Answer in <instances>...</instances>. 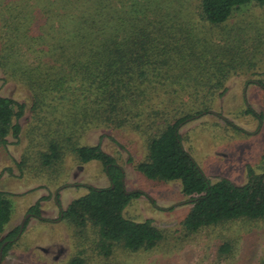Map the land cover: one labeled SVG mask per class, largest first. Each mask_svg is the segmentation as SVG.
Masks as SVG:
<instances>
[{
	"label": "trees",
	"instance_id": "1",
	"mask_svg": "<svg viewBox=\"0 0 264 264\" xmlns=\"http://www.w3.org/2000/svg\"><path fill=\"white\" fill-rule=\"evenodd\" d=\"M128 1L0 0V72L5 82L14 80L30 91L37 132L47 140L42 164L53 165L70 149L80 162H100L109 178L106 187L77 184L85 185L88 193L65 209L57 196L59 219H68L79 231L90 224L97 228L98 245L106 256L116 244L133 252L153 249L165 234L152 219L126 216L128 205L142 196L158 205L146 191L127 188L126 171L118 159L101 142H73L94 126L131 125L147 135L148 155L137 169L150 179L181 183L192 205L183 221L187 233L264 217V169L248 165L242 184L225 176L213 180L186 149L181 134L186 123L210 111L231 75L245 72H230L234 66L216 59L227 47L215 48L208 39L196 38L190 26L193 17L185 20L179 10L172 14L161 6L137 7L142 5L139 0L132 5ZM252 5L264 8V0H201L197 15L217 26ZM255 82L264 87L261 79L246 83ZM27 110V102L14 92H0V147L20 142ZM246 113L262 125V113L251 106ZM159 120L164 121L155 125ZM12 208L9 194L0 190L2 260L19 232L18 227L3 236ZM29 211L50 221L42 214L41 200ZM230 249L228 242L220 246L222 252ZM72 264H83V259Z\"/></svg>",
	"mask_w": 264,
	"mask_h": 264
},
{
	"label": "rangeland",
	"instance_id": "2",
	"mask_svg": "<svg viewBox=\"0 0 264 264\" xmlns=\"http://www.w3.org/2000/svg\"><path fill=\"white\" fill-rule=\"evenodd\" d=\"M200 1L139 0L142 5L137 4V7L161 6L163 12L168 10L174 14V10H179L185 20L193 17L190 26L194 25L196 38L208 39L215 48L227 47L216 59L234 66L230 72H245L231 75L226 80L225 92L213 99L210 111L181 128L186 149L211 179L225 176L242 184L247 180L248 165L257 171L264 169V118L260 125L258 118L246 113L247 106H251L264 116V87L256 82L246 83L248 79L264 82V8L249 6L235 12L226 23L215 26L198 18ZM128 3L132 5L133 0ZM251 72L259 73L253 75ZM0 92L7 95L14 92L28 104L27 113L21 120L20 142H12L7 148L0 147V190L9 194L13 207L3 236L21 225L30 207L38 200H41L43 215L50 219L44 221L30 216L23 234L7 251L1 264H72L76 258H82L83 264L264 263V217L237 219L187 233L183 221L192 205L186 201L181 183L150 179L137 169V164L148 155V139L131 125L94 126L81 131L73 142L78 145L101 142L104 149L118 159L126 171L127 188L146 191L158 205L153 206L142 196L128 205L126 216L137 221L152 219L164 231L165 237L155 248L138 252L116 244L112 254L106 256L98 245L97 228L90 224L79 231L68 219L57 220L59 199L61 206L66 208L74 199L88 193L85 185L77 184L97 187L110 184L103 165L95 160L80 162L70 149L60 161L51 166L43 165L40 156L46 149L47 140L37 132L30 91L14 80L5 82L4 74L0 72ZM223 116L241 126L246 133L229 125ZM163 121L159 120L155 125ZM10 140L14 141L13 138ZM130 156L132 162L128 160ZM225 242L231 245L229 252L220 250Z\"/></svg>",
	"mask_w": 264,
	"mask_h": 264
},
{
	"label": "flooded vegetation",
	"instance_id": "3",
	"mask_svg": "<svg viewBox=\"0 0 264 264\" xmlns=\"http://www.w3.org/2000/svg\"><path fill=\"white\" fill-rule=\"evenodd\" d=\"M65 209V208H64ZM42 210V209H41ZM42 214H43V212H42ZM60 215H61V213H60ZM30 216H34V217H36L32 212H28V214H27V216L24 218L25 219V222H24V226H23V229H22V231H20L21 230V226H22V224H23V221H22V223H21V225L19 226V232H18V234H17V236H16V238H15V241H17L20 237H21V235L23 234V232H24V230H25V228H26V226H27V221H28V218L30 217ZM44 216V215H43ZM38 218V217H37ZM23 219V220H24ZM57 220H63V219H57ZM56 220V221H57ZM3 258V257H2ZM3 261V260H2ZM1 264V263H0Z\"/></svg>",
	"mask_w": 264,
	"mask_h": 264
},
{
	"label": "water",
	"instance_id": "4",
	"mask_svg": "<svg viewBox=\"0 0 264 264\" xmlns=\"http://www.w3.org/2000/svg\"><path fill=\"white\" fill-rule=\"evenodd\" d=\"M24 222H25V219L23 220V224L21 226V230L20 231H22V229H23ZM2 257H3V251H1V253H0V261L2 260Z\"/></svg>",
	"mask_w": 264,
	"mask_h": 264
}]
</instances>
